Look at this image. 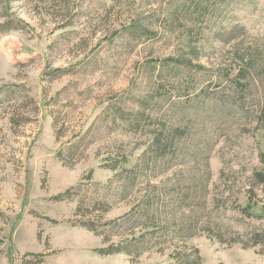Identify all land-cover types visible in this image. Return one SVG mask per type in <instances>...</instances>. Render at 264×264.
Returning a JSON list of instances; mask_svg holds the SVG:
<instances>
[{"label":"rangeland","instance_id":"rangeland-1","mask_svg":"<svg viewBox=\"0 0 264 264\" xmlns=\"http://www.w3.org/2000/svg\"><path fill=\"white\" fill-rule=\"evenodd\" d=\"M193 1L0 0V264H36L31 253L43 255L41 264H173L168 254L146 253L135 263L124 254H99L101 238L79 227L74 218L77 200L58 199L79 185H102L111 179L112 172L101 167L99 157L115 140L110 130H104L103 140L89 146L73 168L63 166L55 154L72 141L73 133L93 124L112 96L133 91L146 77L164 79L161 88L185 100L187 82L178 78L186 75L176 70L224 67L233 50L211 49L207 38L201 41L178 31L165 39L158 34L131 39L123 30L131 22L150 26L166 17L186 25L199 22ZM216 1H221L222 12L213 16L214 22H237L264 42V0ZM193 41L199 42L197 53L205 56L200 60ZM157 67L170 68L157 74ZM158 91V97L149 94L160 101L157 111L167 104H161ZM12 117L14 124L9 123ZM54 119L69 127L58 141ZM140 153L135 151L125 167ZM208 163V204L224 171L230 180L225 207L227 215H233L236 204L247 203L243 189L254 183L253 172L264 175V132L227 130ZM249 199L259 205L264 192ZM124 210L115 207L105 219ZM190 244L198 249L200 264H264L257 249L221 245L205 234Z\"/></svg>","mask_w":264,"mask_h":264},{"label":"trees","instance_id":"trees-1","mask_svg":"<svg viewBox=\"0 0 264 264\" xmlns=\"http://www.w3.org/2000/svg\"><path fill=\"white\" fill-rule=\"evenodd\" d=\"M192 6L193 14L202 18L194 24L166 17L150 26L131 22L123 30L131 39L157 34L165 39L178 31L201 41L207 38L211 49L233 50L224 67L176 70L186 75L178 78L187 82L185 100L169 96L161 88L164 79L146 77L133 91L112 96L93 124L84 133H73L72 141L55 154L63 166L73 168L89 146L103 140L104 130L115 139L104 156L98 153L101 167L112 172L111 179L102 185H79L58 196L77 200L74 218L79 227L101 238L99 254H124L132 263L146 253L168 254L173 264H200L199 251L190 240L205 234L221 245L255 248L264 255V200L258 205L249 199L264 192L262 172H253L254 183L243 189L249 195L247 203L236 204L233 215H227L225 207L230 180L224 171L213 189L212 204L207 201L213 146L236 127L264 132V42L237 22L222 18L214 22L213 16L222 12L221 1L194 0ZM192 44L196 60L205 57L197 53L199 42ZM167 68L157 67V74ZM142 85L144 91L138 94ZM157 91L161 104L167 102L159 111L160 101L149 96ZM14 118L9 123L14 124ZM65 124L53 120L56 141L69 129ZM139 149L134 164L125 167ZM120 206L125 209L121 215L105 219ZM28 256L42 263L43 255Z\"/></svg>","mask_w":264,"mask_h":264}]
</instances>
